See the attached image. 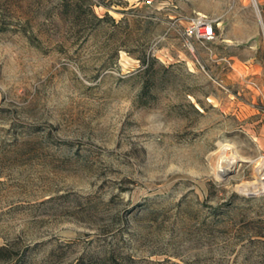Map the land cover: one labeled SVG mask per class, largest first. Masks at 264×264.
Wrapping results in <instances>:
<instances>
[{"label":"rangeland","instance_id":"rangeland-1","mask_svg":"<svg viewBox=\"0 0 264 264\" xmlns=\"http://www.w3.org/2000/svg\"><path fill=\"white\" fill-rule=\"evenodd\" d=\"M0 264H264V0H0Z\"/></svg>","mask_w":264,"mask_h":264},{"label":"built area","instance_id":"built-area-1","mask_svg":"<svg viewBox=\"0 0 264 264\" xmlns=\"http://www.w3.org/2000/svg\"><path fill=\"white\" fill-rule=\"evenodd\" d=\"M186 36H196L201 40H208L216 35L214 25L211 21L199 19L185 29Z\"/></svg>","mask_w":264,"mask_h":264},{"label":"bare ground","instance_id":"bare-ground-1","mask_svg":"<svg viewBox=\"0 0 264 264\" xmlns=\"http://www.w3.org/2000/svg\"><path fill=\"white\" fill-rule=\"evenodd\" d=\"M233 163H234V162H233ZM225 170H226V168L224 167V169L222 170V172L225 171ZM259 190H260V189H259ZM261 191H262V190H261Z\"/></svg>","mask_w":264,"mask_h":264}]
</instances>
